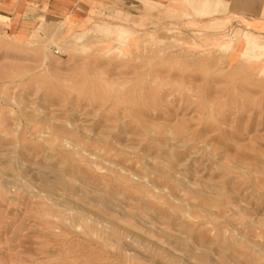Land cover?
I'll return each instance as SVG.
<instances>
[{
	"label": "rangeland",
	"instance_id": "1",
	"mask_svg": "<svg viewBox=\"0 0 264 264\" xmlns=\"http://www.w3.org/2000/svg\"><path fill=\"white\" fill-rule=\"evenodd\" d=\"M84 15L0 26V264H264V0Z\"/></svg>",
	"mask_w": 264,
	"mask_h": 264
},
{
	"label": "crops",
	"instance_id": "2",
	"mask_svg": "<svg viewBox=\"0 0 264 264\" xmlns=\"http://www.w3.org/2000/svg\"><path fill=\"white\" fill-rule=\"evenodd\" d=\"M108 3L110 0H0V26L20 27L23 22L31 23L40 16L61 20L66 16L69 18L70 14L86 15L94 10L101 11L102 8L108 7ZM117 12L121 13L120 10ZM13 34L20 36V32Z\"/></svg>",
	"mask_w": 264,
	"mask_h": 264
},
{
	"label": "bare ground",
	"instance_id": "3",
	"mask_svg": "<svg viewBox=\"0 0 264 264\" xmlns=\"http://www.w3.org/2000/svg\"><path fill=\"white\" fill-rule=\"evenodd\" d=\"M187 2H188V0H187ZM66 20H69V19L66 18ZM65 21H61L60 23H57V24L63 25V24L66 23ZM100 29L107 30L108 27L107 26H105L104 28L103 27H100ZM37 30L40 31L39 28H37ZM35 33L37 34L38 32H35ZM177 33H180V32H177ZM237 35H240L241 38L245 42L244 55H248V56H250V55H256L255 57H257L258 55L261 56L263 54V52H264V39L261 36H258L256 34H253L252 32H249V31H242V32L238 33ZM217 38L218 37L213 36L209 40H213V39H217ZM222 47H224V46L222 45ZM258 52H259V54H257Z\"/></svg>",
	"mask_w": 264,
	"mask_h": 264
},
{
	"label": "built area",
	"instance_id": "4",
	"mask_svg": "<svg viewBox=\"0 0 264 264\" xmlns=\"http://www.w3.org/2000/svg\"><path fill=\"white\" fill-rule=\"evenodd\" d=\"M55 53H57V52L55 51Z\"/></svg>",
	"mask_w": 264,
	"mask_h": 264
}]
</instances>
